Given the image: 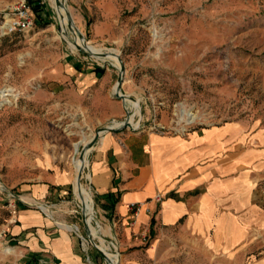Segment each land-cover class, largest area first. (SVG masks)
<instances>
[{
    "label": "rangeland",
    "instance_id": "obj_1",
    "mask_svg": "<svg viewBox=\"0 0 264 264\" xmlns=\"http://www.w3.org/2000/svg\"><path fill=\"white\" fill-rule=\"evenodd\" d=\"M21 1L0 0V10L12 12ZM59 1L67 5L87 45L118 56L125 71L122 93L139 105L115 98L117 62L73 51L74 40L68 44L63 36L71 29L60 26L50 1L33 0L40 5V15L34 11L35 28L0 40V186L18 194L49 183L55 175L66 176L73 192L64 202L70 205L58 207L61 199L48 196L44 204L53 211L47 212L56 222L73 226L67 228L74 235L80 233L79 226L85 253L111 264L88 243L74 195L84 207L75 186V163L84 147L100 129L129 116L134 128L145 129L155 123L184 125L190 119L196 128L235 121L264 124V0ZM97 68L105 73L99 82L102 99L91 96L93 83L78 79L80 73ZM114 101L124 105L121 117L110 115L104 106ZM93 151L89 167L79 172L88 190ZM3 193L0 189V264H32L18 243L10 242L9 232L4 233L8 213ZM93 199L92 215L96 211L98 222L93 229L111 246V225L100 214L94 194ZM60 208L65 213L57 212ZM112 235L118 264H123L117 230ZM95 242L103 248L102 242ZM162 244L168 250L163 264H250L247 257L229 260L196 241Z\"/></svg>",
    "mask_w": 264,
    "mask_h": 264
},
{
    "label": "crops",
    "instance_id": "obj_2",
    "mask_svg": "<svg viewBox=\"0 0 264 264\" xmlns=\"http://www.w3.org/2000/svg\"><path fill=\"white\" fill-rule=\"evenodd\" d=\"M79 75V81L85 77L94 84L91 96L102 99L99 82L105 73ZM104 106L114 117L125 113L121 102ZM141 128L109 133L90 158L94 198L109 225L118 223L123 264H163L168 250L162 243L174 241H196L229 260L247 257L250 264H264V124L235 121L199 127L186 136ZM70 185L59 174L15 194L43 207L53 196L63 208L71 203L64 202L71 200ZM158 194L161 204L154 201ZM2 200L6 203V195ZM131 204L142 205L136 218ZM47 211L20 204L18 222L9 228L10 242L18 243L29 262L101 264L98 254H86L79 236ZM131 219L135 223L128 226Z\"/></svg>",
    "mask_w": 264,
    "mask_h": 264
},
{
    "label": "built area",
    "instance_id": "obj_3",
    "mask_svg": "<svg viewBox=\"0 0 264 264\" xmlns=\"http://www.w3.org/2000/svg\"><path fill=\"white\" fill-rule=\"evenodd\" d=\"M35 25H36L35 13H34L33 7L28 2V0H22L19 3V5L13 9L12 12H6V11L0 10V40L5 39V38L10 37V36H14V35H25V34L31 32L35 28ZM194 124H195V120L194 121L189 120V122L185 123L184 125H180L178 123L177 126H165L161 123H155L154 126L148 128V130L151 132H156V133L163 134V135L164 134H173V135L186 136L190 132H192V130L196 129ZM139 128H140V126L138 128L133 129V130L134 131L139 130ZM0 189L4 193H6V194L3 193L4 195H6V203L4 204V208L6 209V211L8 213V219L6 221V230L4 231L5 234L7 232H9V228L11 226H14L17 224L18 217H19V205L20 204L37 206L38 208L41 209V207H39L38 203H29L25 199H23L22 197L16 195L15 193H12L10 191H5L4 187H2V186H0ZM89 190L92 193V199H93V192L91 189H89ZM74 195L78 201L77 206L82 213L83 208H84L83 204L81 203L80 199L76 196L75 191H74ZM154 201L157 204H161L163 201V196L160 194L156 195V197L154 198ZM93 202H94V199H93ZM49 208L51 209V207H49ZM129 209H130L132 216L134 218H136V217H138L139 213L142 210V205L141 204H131L129 206ZM95 214H96V211H95ZM95 214H94V221L93 222H96ZM134 223H135V219H131L128 223V226H133ZM97 225H98V222H96V226ZM75 226H77V225H75ZM117 226H118L117 221H113L111 224V228H110L111 236H109L113 240L112 242L109 243L111 245L116 244V241H117L116 237H114L112 235V231H114V230L116 231ZM77 228H78L77 230H79L80 233H78V232H75V233L83 241H85L84 236L81 233L79 226H77ZM138 237H139V235H135L134 238H138ZM149 239L150 238L147 234L143 235L142 236L143 244H145V245L149 244ZM90 263L92 264L91 261H90ZM38 264H44V263H38Z\"/></svg>",
    "mask_w": 264,
    "mask_h": 264
},
{
    "label": "bare ground",
    "instance_id": "obj_4",
    "mask_svg": "<svg viewBox=\"0 0 264 264\" xmlns=\"http://www.w3.org/2000/svg\"><path fill=\"white\" fill-rule=\"evenodd\" d=\"M49 1L51 3L52 8L54 9V11L58 15V21H59L60 26L61 27L69 26V28L71 29L70 32H64V34H63V36L66 38V42L68 44H69L68 41L74 40V43L70 46V48L73 51H79L78 50L79 46L82 47L83 49H86L85 44H83V42L81 40H79L76 28H74V27L72 28L71 27L70 17H69V13H70L69 9L67 7L64 8L63 6H59L57 4V2L59 0H49ZM86 51H90V53L98 55L102 62H111V63L117 62V64L120 66L119 59L117 58V56L113 52L107 53V52H105L102 49L94 48V47H91L89 45H88V48L86 49ZM102 55H108V56L105 57V56H102ZM115 93H117L116 92V86H115ZM125 102H129L130 104H132L135 107H137L139 105V102H136V100H133L131 98H128L127 100H125ZM138 112H139V110H137L136 115L138 114ZM194 120L195 119H190V121H194ZM133 122H134L133 118L131 119V117H130L129 118V123H130L131 127L134 128ZM122 125H123V122L122 123H118V121L117 122L114 121L111 125H109L107 127L118 128V127H121ZM108 134H109L108 132L101 133V140L103 139L104 136H106ZM92 150L93 149L87 151L85 156H84V158L83 159H81V158L78 159L76 161V163H75V167H76L75 181L77 182V183H75V186H76L77 190L80 193V197L82 199V202L84 203V209H85V213H86V219H87L88 228L90 230H92L93 234L95 235L96 240L98 239V241L102 242L103 245H104L102 249H101V247L99 245H98V247L105 253L108 261L111 264H118L119 260H120V254H119L118 246L116 244H113V245L110 244L111 246H109L108 243H107V240L105 239V236H103L100 231H98V233L94 231V229H93V221H94L93 215L94 214L92 215L94 202H93V199H92V193H91L90 190L86 189L83 186L82 183L80 184L78 182L79 177L82 176V175H79V172H82L86 168L89 167L88 154ZM39 207L48 210V207H43L41 205H39ZM93 213H95V211ZM64 226L66 228L67 227L73 228V226L67 225V224H64Z\"/></svg>",
    "mask_w": 264,
    "mask_h": 264
},
{
    "label": "water",
    "instance_id": "obj_5",
    "mask_svg": "<svg viewBox=\"0 0 264 264\" xmlns=\"http://www.w3.org/2000/svg\"><path fill=\"white\" fill-rule=\"evenodd\" d=\"M57 4L59 5V6H63L64 8L66 7V5H65V3L64 2H61V1H58L57 2ZM69 17H70V24H71V27L73 28H76V30H77V34H78V37H79V39L83 42V44H85V47H86V49L88 48V45H86V40H85V37H84V35L82 34V32L79 30V28L75 25V22H74V20H73V17H72V15H71V13H69ZM86 49H83L82 47H78V50L80 51V52H83V53H86V54H90L89 52H87L86 51ZM92 55V54H91ZM92 56H94V55H92ZM102 56H105V57H107L108 55H102ZM118 57V56H117ZM119 59V58H118ZM119 63H120V68H119V70H120V77H119V79H118V82H117V84H116V92L117 93H115V98H117V99H121L122 101H124L125 102V100H127L128 98H130L129 96H126V95H124L123 93H122V85H123V80H124V73H125V71H124V68H123V66H122V63H121V61H120V59H119ZM127 113L129 114L130 113V111L129 110H127ZM129 118H130V116L128 117V118H126V120L123 122V125L121 126V127H118V128H110V127H105V128H103V129H100L98 132H97V134L95 135V137L84 147V149H83V151H82V153H81V159H83L84 158V156H85V154H86V152L87 151H89V150H91V149H94V147L99 143V141L101 140V133H105V132H108V133H110V132H115V131H117V130H122V129H124V128H132V129H135V128H133V127H131V125H130V123H129ZM140 125V124H139ZM139 127V126H138ZM81 179H82V176H80L79 177V180H78V182L81 184ZM82 216H83V222H84V226H85V230H86V238H87V240H88V243H91L96 249H97V251L106 259V261H107V257H106V255H105V253L98 247V244L95 242V238L94 237H92V235H91V233H90V231H89V228H88V225H87V223H86V213H85V209L83 208V211H82ZM108 262V261H107Z\"/></svg>",
    "mask_w": 264,
    "mask_h": 264
},
{
    "label": "trees",
    "instance_id": "obj_6",
    "mask_svg": "<svg viewBox=\"0 0 264 264\" xmlns=\"http://www.w3.org/2000/svg\"><path fill=\"white\" fill-rule=\"evenodd\" d=\"M29 3L31 4V6L33 7V10L35 11H37L36 12V14L37 15H40V5L39 4H32L33 3V0H30L29 1ZM95 71L97 72V73H99V74H103L104 73V70L103 69H101V68H97V69H95Z\"/></svg>",
    "mask_w": 264,
    "mask_h": 264
}]
</instances>
